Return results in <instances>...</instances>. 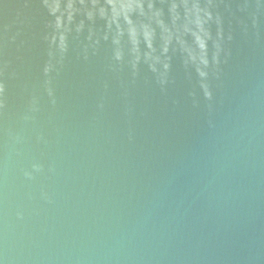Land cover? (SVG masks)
<instances>
[{
  "label": "water",
  "instance_id": "obj_1",
  "mask_svg": "<svg viewBox=\"0 0 264 264\" xmlns=\"http://www.w3.org/2000/svg\"><path fill=\"white\" fill-rule=\"evenodd\" d=\"M0 264H264V0H0Z\"/></svg>",
  "mask_w": 264,
  "mask_h": 264
}]
</instances>
